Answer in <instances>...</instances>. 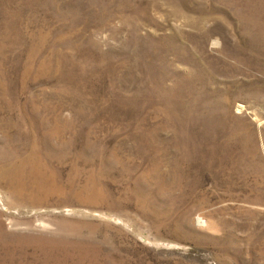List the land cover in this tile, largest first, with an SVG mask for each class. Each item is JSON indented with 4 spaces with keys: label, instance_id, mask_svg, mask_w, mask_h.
<instances>
[{
    "label": "rangeland",
    "instance_id": "374dc122",
    "mask_svg": "<svg viewBox=\"0 0 264 264\" xmlns=\"http://www.w3.org/2000/svg\"><path fill=\"white\" fill-rule=\"evenodd\" d=\"M0 264H264V0H0Z\"/></svg>",
    "mask_w": 264,
    "mask_h": 264
},
{
    "label": "bare ground",
    "instance_id": "6f19581e",
    "mask_svg": "<svg viewBox=\"0 0 264 264\" xmlns=\"http://www.w3.org/2000/svg\"><path fill=\"white\" fill-rule=\"evenodd\" d=\"M197 221H198L199 225H203L204 224V221L201 218H198Z\"/></svg>",
    "mask_w": 264,
    "mask_h": 264
}]
</instances>
